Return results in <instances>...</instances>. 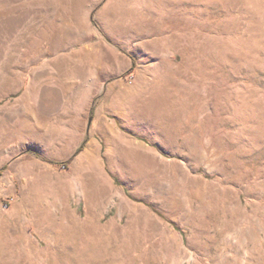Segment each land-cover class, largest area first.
I'll use <instances>...</instances> for the list:
<instances>
[{
	"label": "rangeland",
	"instance_id": "rangeland-1",
	"mask_svg": "<svg viewBox=\"0 0 264 264\" xmlns=\"http://www.w3.org/2000/svg\"><path fill=\"white\" fill-rule=\"evenodd\" d=\"M71 2L0 0V264H264V0Z\"/></svg>",
	"mask_w": 264,
	"mask_h": 264
},
{
	"label": "bare ground",
	"instance_id": "bare-ground-1",
	"mask_svg": "<svg viewBox=\"0 0 264 264\" xmlns=\"http://www.w3.org/2000/svg\"><path fill=\"white\" fill-rule=\"evenodd\" d=\"M90 0H72V2H71V4H72V7H74V9L75 8H77V7H80V9H77L76 11H74L75 13H76V15H77V17L80 19V20H82V22H85L86 21V11L83 9V7H81V6H83V4H85V3H88ZM108 8V7H107ZM72 13V12H71ZM74 13V14H75ZM102 15L103 14H101L100 16H99V19L102 17ZM76 20V19H75ZM72 25V24H71ZM73 26H75V25H73ZM69 29H70V27H69ZM71 30V29H70ZM71 32V31H70ZM69 34V33H68ZM74 34H75V32H74ZM78 71V70H77ZM83 78H84V86H83V89H85L84 90V92L83 93H85V92H88L89 90L88 89H90V87L92 86V82H93V80H91V72L89 71V70H81V72L79 73ZM97 74V73H96ZM114 134V133H113ZM92 147V146H91ZM89 148V150H88V152L86 153V155H85V157H87V159H89L90 160V157H92V156H94V154H95V150L94 149H92V148ZM90 162V161H89ZM104 188V187H103ZM106 195H108V193L106 192V191H104V190H100L99 192H97V195H96V198H97V200H99V198H103L104 196H106Z\"/></svg>",
	"mask_w": 264,
	"mask_h": 264
},
{
	"label": "trees",
	"instance_id": "trees-1",
	"mask_svg": "<svg viewBox=\"0 0 264 264\" xmlns=\"http://www.w3.org/2000/svg\"><path fill=\"white\" fill-rule=\"evenodd\" d=\"M94 110L92 109L91 111V115L93 114ZM86 145V140L83 141V143L81 144V146L77 149V152L76 154H79L85 147ZM70 163V160L69 161H66V162H62V163H54V164H57L59 166H63V167H66L68 164ZM6 170V166L3 167L1 170H0V176H2L3 172Z\"/></svg>",
	"mask_w": 264,
	"mask_h": 264
},
{
	"label": "crops",
	"instance_id": "crops-1",
	"mask_svg": "<svg viewBox=\"0 0 264 264\" xmlns=\"http://www.w3.org/2000/svg\"><path fill=\"white\" fill-rule=\"evenodd\" d=\"M117 114H119V113H117ZM79 130H80V133L82 134L81 136H82V138H83V133H84V128H83V126H81V127L79 128Z\"/></svg>",
	"mask_w": 264,
	"mask_h": 264
},
{
	"label": "water",
	"instance_id": "water-1",
	"mask_svg": "<svg viewBox=\"0 0 264 264\" xmlns=\"http://www.w3.org/2000/svg\"><path fill=\"white\" fill-rule=\"evenodd\" d=\"M90 123H91V119H90V121H89Z\"/></svg>",
	"mask_w": 264,
	"mask_h": 264
}]
</instances>
